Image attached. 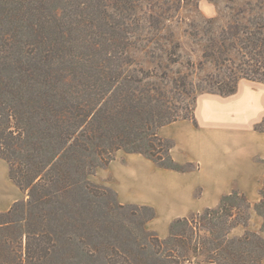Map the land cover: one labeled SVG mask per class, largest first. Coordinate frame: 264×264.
Masks as SVG:
<instances>
[{
	"label": "trees",
	"instance_id": "trees-1",
	"mask_svg": "<svg viewBox=\"0 0 264 264\" xmlns=\"http://www.w3.org/2000/svg\"><path fill=\"white\" fill-rule=\"evenodd\" d=\"M146 1L0 0V159L27 194L0 215L25 216L21 263L132 264L137 251L157 247L166 264L198 255L203 262L264 264V220L260 232L248 228L253 211L264 219V186L255 204L234 189L216 207L175 218L162 239L146 227L154 207L123 204L115 190L89 178L120 150L161 168L193 169L172 157L174 142L160 128L197 123L199 94L231 95L243 78L264 83V0L249 1L208 38L199 67L211 61L216 72L197 82L188 73L147 69L133 57L146 24L159 29L169 18L171 7L159 12L158 2ZM146 40L170 44L167 59L180 61L179 41ZM238 226L244 234L230 237ZM122 233L120 244L111 243ZM9 239L0 238V264Z\"/></svg>",
	"mask_w": 264,
	"mask_h": 264
},
{
	"label": "crops",
	"instance_id": "crops-1",
	"mask_svg": "<svg viewBox=\"0 0 264 264\" xmlns=\"http://www.w3.org/2000/svg\"><path fill=\"white\" fill-rule=\"evenodd\" d=\"M205 6L202 2L201 9ZM195 116L197 123L182 119L159 130L160 136L174 142L172 157L179 163L194 164L193 169L180 172L161 168L139 153L114 160L112 167L111 186L118 199L154 207L156 217L147 226L161 238L168 237L175 218L216 207L221 197L234 189L244 192L253 204L262 200L264 129H256V125L264 123V83L243 78L231 95L200 94ZM2 161L0 212L19 199L21 190L10 177L8 164ZM255 216L261 218V225L263 219L255 211L251 220Z\"/></svg>",
	"mask_w": 264,
	"mask_h": 264
},
{
	"label": "rangeland",
	"instance_id": "rangeland-1",
	"mask_svg": "<svg viewBox=\"0 0 264 264\" xmlns=\"http://www.w3.org/2000/svg\"><path fill=\"white\" fill-rule=\"evenodd\" d=\"M155 1L158 2V7H156L155 9L156 11L160 12L162 11V8L167 9L168 7H171V9H168L166 12V15L169 18L164 19V25H161V28L159 29L149 27L148 24H146L147 25L146 28L138 34V36L141 35V37H144V39H138V40L137 38L135 39L136 43L131 48V53L133 57L136 59V61L141 66L147 69L157 70L159 72H162L163 70H167L170 76L177 75V72L188 73L190 79L195 82L199 81L201 78H203L209 73L216 72V67L214 63L211 61H205L202 67L201 68L199 67V63L204 60L203 52L206 48V45L209 42L208 38L211 36L215 37L219 33L222 27L227 26L229 22H231L235 18L236 13L240 9L242 8L249 9L250 7V5L248 4L249 1L256 2V0H232V1L231 0H155ZM202 2L203 4L206 5L205 7H203L204 10L201 9ZM145 3L147 4L146 0ZM143 8L144 10H147V6H144ZM247 11L248 12H246L245 14L240 15L241 20L246 21V19L249 17L250 12L249 10ZM140 13L143 14L144 12L141 11ZM210 19H214V21L210 22L209 21ZM163 36L174 38L175 40L180 42L181 46L178 49V52L181 55L180 61L171 62L167 59L165 52L167 49L171 48L170 44H166L164 45V47H162L159 44H155L153 41L146 40V38L155 37L162 40V42H164ZM154 51L160 56L157 57L152 56V52ZM189 60L192 61L193 64H195L194 67L188 66L187 62ZM261 128L264 129V123L261 124ZM130 154L131 153L120 150L116 153L114 160L118 162L121 160H126L127 158L130 157ZM114 160H112L106 166L97 168L95 173L91 174L89 178L96 184L105 185L115 190L111 186L112 178H113L111 173L112 167L114 169V165L116 164ZM2 162L8 164L7 161L5 160ZM154 164L158 166L155 162ZM8 171H9V164H8ZM18 188L20 187L18 186ZM26 198H27V194L23 190H20L19 199L17 201H21ZM119 201L123 204H137V203L122 202L120 199ZM262 210L264 211V205L262 207ZM23 217L25 216L23 215V213L20 212V210H17L12 214L3 213L2 215H0V223H3V225L0 226V238L2 241L4 238L10 237L9 240L11 241V245L6 244L7 246H10V250L15 249L17 251L21 249L20 238L23 232L25 231V226H24L25 218L23 219ZM260 222H261V218L255 216L249 223V229L260 232L262 226V224L260 225ZM146 227L150 231H155L154 229L148 228L147 224ZM243 230H244L243 226H240L237 229H233L230 234V237L243 235L245 232ZM22 239L24 241V238ZM121 239H123V233L119 237V240L116 239L115 237L111 238V243L118 245L120 244ZM10 250L5 249V252H3L4 264H25L24 262L21 263L20 260L21 254H19V251H17L18 254L15 255L11 253ZM160 256L161 255L157 247L156 248L149 247L146 249L143 248L137 251L136 254L131 256V262L132 264H166V262H163V259L160 258ZM117 258L120 259L122 257L117 255ZM203 259L204 257L202 255H198L197 257L193 256L192 262L199 264L203 262Z\"/></svg>",
	"mask_w": 264,
	"mask_h": 264
}]
</instances>
